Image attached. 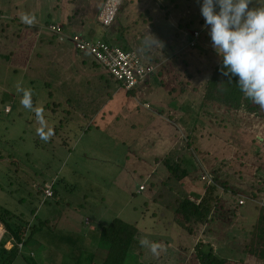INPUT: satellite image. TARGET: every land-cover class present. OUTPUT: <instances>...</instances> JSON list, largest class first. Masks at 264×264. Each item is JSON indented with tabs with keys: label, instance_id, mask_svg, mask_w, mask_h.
Segmentation results:
<instances>
[{
	"label": "rangeland",
	"instance_id": "obj_1",
	"mask_svg": "<svg viewBox=\"0 0 264 264\" xmlns=\"http://www.w3.org/2000/svg\"><path fill=\"white\" fill-rule=\"evenodd\" d=\"M258 3L253 0L249 7ZM104 4L0 0V206L23 224L60 220L38 228L13 264H102L104 254L93 253L100 244L95 238L115 218L136 223L139 237L163 244L161 264H192L191 255L181 263L183 249L193 247L198 236L189 242L179 226L168 229L151 217L171 211L169 204L175 205L176 199L197 200L207 186L203 174L215 176L225 207L221 212L229 211L227 218L215 216L217 209L212 212L210 229L218 235L209 241L217 239L220 256L238 255L242 228L248 230L255 222L253 204L264 206V162L253 163L264 147L260 140L251 142L258 131L251 129L254 123L244 113L229 139L217 133L221 123L232 120L231 114L203 105L205 84L220 58L211 46L210 29L204 27L202 0H124L117 19L118 44L158 66L132 92L95 66L89 55L78 56L71 42L59 44L46 30L63 24L72 34L101 39L108 31L97 23ZM57 5L61 10H55ZM24 13L35 15L33 26L21 21ZM193 32H199L198 39ZM40 33L45 42L38 48ZM149 34L162 44H152ZM60 45L64 52L58 53ZM18 81L31 89L34 107L44 109L54 133L47 142L36 133L35 112L20 103ZM55 176L59 201L44 204L40 185ZM140 185L147 191L139 192ZM251 191L254 200H249ZM239 196L245 204L230 207ZM208 229L202 228L199 236ZM138 244L139 239L125 264H156L151 251Z\"/></svg>",
	"mask_w": 264,
	"mask_h": 264
},
{
	"label": "trees",
	"instance_id": "obj_2",
	"mask_svg": "<svg viewBox=\"0 0 264 264\" xmlns=\"http://www.w3.org/2000/svg\"><path fill=\"white\" fill-rule=\"evenodd\" d=\"M105 1L106 0H104V3ZM123 2L124 0H122L121 3L122 5ZM57 4H60V0H57ZM55 10H61V7L57 5ZM120 11L121 8L118 10L115 21L110 26H103L98 21V15H99L98 14L97 23L100 24L104 29L105 28L108 29V31L102 33L103 36H101V39H91V38L89 39L100 40L106 44H109L110 46L118 47L125 51H130V49L122 47L121 45L118 44V35L120 34L121 30L120 28L117 27V23H118L117 19ZM69 22L71 21L69 20ZM52 35L54 34L52 33ZM54 37L57 38L56 35H54ZM44 42L45 40L43 38V35L40 33L36 42L37 47L39 48L41 43ZM59 44H61V42H59ZM194 47H196V45L192 46V48ZM76 53L79 55H87V54H80L77 51ZM35 55L39 57L38 53L34 54V56ZM93 63L95 64V66L104 68L99 63L94 61V59H93ZM220 64L221 61L219 59V62L213 68V71L207 83L205 84L204 91L202 93V102L204 106L216 107L219 110V112H225L231 114L232 120H230L228 123L226 122L221 123V125L224 123L225 124L222 125V127L218 131L220 133H217L218 135H221V137L223 136L224 138L230 139V133L233 132L232 131L233 125H237L236 120L239 121L243 113L246 116H248L250 120L253 121L254 123L253 126L255 127V123L264 124V111H262L258 105L252 104L243 95V93L240 91L237 85L239 79L238 77H232L231 82H229L228 77L221 75ZM108 74L110 75L109 72ZM149 79L150 78H148L145 81V83ZM134 89L128 92H132ZM57 105L58 104L54 102V107H57ZM52 112L54 113L55 111L53 110ZM248 126L250 127L251 125L248 123ZM254 127L251 126V128ZM57 130L58 128H55L54 132H57ZM252 130L258 132L260 131V129L255 130V128ZM261 130L264 132V128H261ZM251 142H253V144H256V142H258L257 135L256 137H254V139ZM246 145L248 144H245V147H249ZM165 164L168 165L169 170H172L173 166L169 165L168 160L165 161ZM214 177L215 176H212L214 183L209 185L208 187L206 186L205 192L202 195V197L200 198L198 197L197 200H192L189 197H183L180 199H176L175 205L169 204L171 210L169 212H171L173 216H170V218L167 220V224H164V226L166 225L165 227L168 229H172L173 227H175V225L179 226L185 231L186 238L188 239L189 242L191 241L190 240L191 237L198 236L195 239L196 242L195 245L193 247H188L190 249H193V255L191 259L192 264H264V206L253 204L255 210H257L255 222L248 230H244V228H242L241 231L245 232V234L239 236L240 241L237 243L238 249L235 248L237 250L238 255L231 256L230 258L220 256L215 250V245H214L217 239L209 241L210 237L212 239V237L215 238L218 235L217 234L218 232L212 234L210 229L213 224V219L211 216L212 212L215 211V209H217L215 216L219 215L222 218H227L228 216L226 217V215H228L229 213V211H226V214L224 215V213L221 212L222 210H225L224 209L225 207L224 204H222V199L220 197L221 194H219L220 189L218 187V181ZM53 178L54 177H52L51 179ZM57 181L58 180L56 181L54 180L50 183H47V180H45L44 182L41 183L39 191L41 189L40 192H42L44 196L43 197V200L45 202L44 204H47V202H49V198H47L44 193L45 188L47 185L53 183H54V187H53L54 199H56L54 200V202L59 201L58 191L56 190V186L59 183ZM226 187L224 188V190L225 193H228L230 189L228 188L227 185ZM261 191L262 189L260 188L256 190V192L254 193L259 194L261 193ZM254 193L251 191L252 197L250 196L249 200L252 199L254 200L256 198ZM234 194L235 193L233 192L231 195ZM239 198L241 199V196H239ZM240 199H237L238 203H236L235 205H230V207L238 206ZM230 202L231 200L229 198V203ZM156 215L158 216L159 214ZM12 220H14L13 223L11 222ZM58 221L60 220L58 219L52 221L44 220V221H40V223H38V226L36 224H34L33 226L28 223L23 224L18 220V217L14 213H11V211L8 210H4L0 206V224L5 228V234L3 235L0 241V264H13L18 257L23 256V251L25 250L27 244L33 239V236L36 234L38 228L43 229L44 227H47L54 223L56 225ZM205 227H208L209 229L206 230L205 233L203 232L204 231L203 229L202 231L203 236L202 237L199 236L201 229ZM140 230L141 228L139 227V225H136V223H130L120 218H115L109 224L101 226L98 232L99 234L98 242L100 244L99 246L97 245L95 246L94 249L95 252L93 253L95 255L96 253L98 255L104 254V257L102 258L103 259L102 264H125L129 257V252L131 251L132 247L134 245L137 246L138 238L141 234ZM66 237L70 239L69 236ZM167 238L171 239L172 236ZM206 239L208 241H206ZM182 241L185 242L186 240L182 239ZM65 242H69V241L65 238ZM8 243L12 244L11 248H7ZM36 243H39V241H36ZM138 245L141 246L140 244ZM188 248H186L185 250L183 249L184 252L182 254L181 263L186 262V258L188 256L187 254H189L187 252ZM78 250L81 249L78 248ZM154 258L156 259V264H161L160 261H164L162 256L160 257L154 256ZM148 262L149 263L140 262L138 264H153L149 260Z\"/></svg>",
	"mask_w": 264,
	"mask_h": 264
},
{
	"label": "clouds",
	"instance_id": "obj_3",
	"mask_svg": "<svg viewBox=\"0 0 264 264\" xmlns=\"http://www.w3.org/2000/svg\"><path fill=\"white\" fill-rule=\"evenodd\" d=\"M252 3L253 0H202L200 11L204 27L210 29L211 46L221 61V75L228 77L229 82L232 77H238L237 85L243 95L264 111V3L257 0L259 6L250 8ZM20 19L29 26H33L36 20L35 15L29 13L21 14ZM149 36L155 46L162 44L155 36ZM16 91L23 94L21 105L35 112L39 125L36 133L47 142L54 133L45 119L44 109L34 107L32 91L23 88L22 81L17 82ZM50 185L53 189L54 183ZM138 239L139 244L148 248L153 256L158 257L164 250V245L159 242L144 236Z\"/></svg>",
	"mask_w": 264,
	"mask_h": 264
},
{
	"label": "built area",
	"instance_id": "obj_4",
	"mask_svg": "<svg viewBox=\"0 0 264 264\" xmlns=\"http://www.w3.org/2000/svg\"><path fill=\"white\" fill-rule=\"evenodd\" d=\"M121 3L122 0H106L101 12L98 15V21L103 26L112 25L115 21ZM46 30L56 35L61 43L67 40L71 42L78 53L91 56L94 61L103 66L127 91L145 83V81L157 70L158 66L144 61L134 51H125L118 47L110 46L100 40H91L79 33L69 34L65 30V26L62 24H51L46 28ZM199 36V32H193V37L195 39H198ZM191 45L194 46L195 42L193 41ZM146 107L149 108L147 104ZM6 112L9 113V110H6ZM257 138L263 143L264 147V132H260ZM201 180L205 182L207 187L214 183L212 176L207 174L201 175ZM144 189V186H140L141 191ZM44 193L47 198H52L54 196L52 185H47ZM262 197L264 202V196ZM244 204L245 200L243 197L239 200V205L243 206Z\"/></svg>",
	"mask_w": 264,
	"mask_h": 264
},
{
	"label": "crops",
	"instance_id": "obj_5",
	"mask_svg": "<svg viewBox=\"0 0 264 264\" xmlns=\"http://www.w3.org/2000/svg\"><path fill=\"white\" fill-rule=\"evenodd\" d=\"M63 25V24H62ZM71 28L70 27H68V28H66V30H67V33H69V34H72L71 32V30H70ZM37 33H38V31H37ZM84 36V35H83ZM37 44V43H36ZM36 44L34 45V48H36ZM65 47V46H64ZM64 47H63V45H61L60 46V48H59V50H58V53H61V52H64ZM78 56H79V54H77ZM6 114H8V113H6ZM188 123V120H187V118H185V124H187ZM256 129L255 130H258V129H260V131H262L261 130V128H264V124L263 123H260V124H256ZM254 127V128H255ZM257 127H259V128H257ZM254 128H251V129H254ZM260 131L258 132V134L260 133ZM258 134H257V136H258ZM261 153L263 154V156L261 155ZM254 160H253V163L254 162H256L258 159H260L261 160V162H264V149H262V151L260 152V155L259 156H257V157H254L253 158ZM123 172V171H122ZM82 177H85V176H83L82 175ZM264 177V176H263ZM258 178H260V177H258ZM262 178V177H261ZM56 179V176L52 179V181H54ZM262 179H264V178H262ZM51 181V182H52ZM202 181V180H201ZM47 183H50V181H47ZM204 183V182H203ZM141 186V185H140ZM140 186H139V188H140ZM264 188V187H263ZM139 190V189H138ZM144 191H147V189L146 190H144ZM144 191H139V192H144ZM138 192V191H137ZM227 195H228V198L226 199V202H228L229 200V192L228 193H226ZM134 195V194H133ZM197 195H198V197L200 198V197H202V194H200V193H197ZM50 200H56V199H49V201ZM43 203H45L44 202V200H43ZM148 206V204L146 205V207ZM166 211V210H165ZM160 212L159 213V215L157 216L156 214H154L153 215V217H151V218H153V220L155 221L156 219H159V225H161V226H163L164 224H167V220L170 218V216H171V213L170 212H168V211H166V212ZM160 217H163V218H160ZM88 219V218H87ZM89 220V219H88ZM88 220L86 221V224H88ZM90 221L91 220H89V224H90ZM1 225V224H0ZM3 228V227H2ZM3 235L5 234V231L3 230ZM90 235H88V237H89ZM98 238L99 237H97V238H95L96 240H98ZM94 240H91V239H89V242L90 243H92ZM11 246H12V244L11 243H8L7 244V248H11ZM92 246H91V244H90V248H91ZM81 249V248H80ZM24 250V249H23ZM82 250V249H81ZM33 252H35V251H32L31 250V254H32V256H33ZM187 252L189 253V254H187L189 257H190V255L192 256L193 255V249H188L187 250ZM41 264H43V262L41 261Z\"/></svg>",
	"mask_w": 264,
	"mask_h": 264
},
{
	"label": "bare ground",
	"instance_id": "obj_6",
	"mask_svg": "<svg viewBox=\"0 0 264 264\" xmlns=\"http://www.w3.org/2000/svg\"><path fill=\"white\" fill-rule=\"evenodd\" d=\"M106 2V1H105ZM2 233H3V228H2V226H0V238H1V236H2Z\"/></svg>",
	"mask_w": 264,
	"mask_h": 264
}]
</instances>
